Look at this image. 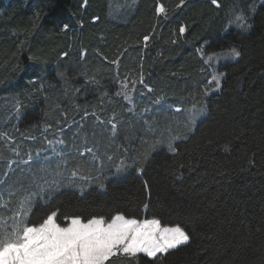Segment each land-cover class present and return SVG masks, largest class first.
<instances>
[{"label":"trees","instance_id":"16d2710c","mask_svg":"<svg viewBox=\"0 0 264 264\" xmlns=\"http://www.w3.org/2000/svg\"><path fill=\"white\" fill-rule=\"evenodd\" d=\"M252 1L0 0V219L46 190L45 175L77 188L76 170L92 188L45 191L30 224L57 209L62 226L73 215L157 218L184 227L189 244L112 264H264V3L250 12ZM238 10L247 29L231 24ZM233 48L240 56L219 64L220 90L206 95L197 50ZM134 77L180 111H132L118 90ZM199 106L205 116L188 128L185 112ZM50 143L129 153L128 174L110 180L81 159L59 176L38 167Z\"/></svg>","mask_w":264,"mask_h":264},{"label":"snow or ice","instance_id":"6c2138e0","mask_svg":"<svg viewBox=\"0 0 264 264\" xmlns=\"http://www.w3.org/2000/svg\"><path fill=\"white\" fill-rule=\"evenodd\" d=\"M212 3L217 4V0H212ZM158 11L163 13V6ZM236 20L241 26L247 23L243 15L237 16ZM68 27V24H63L64 29ZM144 39L147 41L149 38ZM230 54L233 57L240 56L235 48L231 49ZM213 79L219 89L218 78L214 76ZM140 83H143L142 77ZM169 149L176 151L171 142ZM122 168L123 162L117 171ZM140 171L143 172V169ZM54 185L55 181L50 187ZM30 204L31 198H25L20 211L16 213L19 218L10 229L3 227L0 221V264H112L113 259H134L140 253L156 260L170 250L189 244L192 239L189 232L179 224L162 226L157 218L130 219L120 213L109 219L103 215L91 218L80 215L64 217L68 222L62 226L58 217L63 214L57 209L52 210L38 224H30L24 219L31 215L28 207H25H30ZM147 207L145 204L144 208Z\"/></svg>","mask_w":264,"mask_h":264},{"label":"rangeland","instance_id":"374dc122","mask_svg":"<svg viewBox=\"0 0 264 264\" xmlns=\"http://www.w3.org/2000/svg\"><path fill=\"white\" fill-rule=\"evenodd\" d=\"M264 3V0H253L250 7L249 11L253 12L255 8L257 7L258 4ZM243 15L244 19L247 21V23L243 26H241L240 22L236 20L237 16ZM232 25H236L238 28L242 29H247L248 28V20L247 17L244 16L242 11H236L233 13V19H232ZM203 53V55H202ZM231 50L225 51V52H220V53H214V54H204L202 49L197 50V54L202 58V61L204 63V67L202 68V71L206 70L210 74V78L208 81V89L204 90L205 94L210 95L213 93H216L220 90V82L222 79V74L218 71V66L221 62L223 61H230L235 59L236 57H233L231 54ZM217 77L219 80V89L216 88V81L213 79V77ZM149 87L145 86L143 83H140V79L138 78H132L131 82L129 84L124 85L122 88L118 90V92L121 93V96L123 95L125 97V94L127 96L126 100L128 103L131 104L132 106V111H140L141 114H152V115H162L166 114L164 111L168 109H172L175 113L180 111V108L178 107H171L170 104H167L164 102V100L159 99V98H152L149 94L151 91H149ZM149 92V93H148ZM159 101V103H157ZM156 107V110L154 108ZM179 109V111H177ZM154 110V111H153ZM186 120H187V127L191 128L194 123L195 125L198 124L205 116V109L203 107H196L195 109L190 107L186 112ZM163 115V116H164ZM153 116V117H154ZM193 116H195V119H193ZM106 124V125H105ZM104 127L107 125H113V121H109L108 123L103 124ZM85 130L86 129V122L80 123L78 128H73L74 132L76 135H78L79 130ZM176 135L173 134V138H175ZM74 144V143H73ZM144 144H139V147H136L137 150H140V147L142 148ZM73 148V145H72ZM91 150V151H89ZM46 153H49L50 155L43 159V162L38 166L39 168H47V169H52V168H58V175L62 176L68 169L75 170L77 168H80V164L82 163L81 159L84 160H90V162L95 163L97 162V165L100 169H103V171H110L111 173L105 174L107 177L110 178V180H119L123 178L126 174H128V166H129V161H130V155L127 153V155H120L117 154L116 152H107L106 154H103L101 150H97L96 147L91 146L88 149H83L82 152L79 155L75 154H62L58 149L57 146L53 143H50L49 147L45 149ZM122 162H123V168L120 171H117L118 168L122 167ZM38 167H35L36 169ZM72 175V173H70ZM74 178L69 177L68 179L72 181L73 183L75 182V185L77 188L74 187H68V183H65V186H59V180L56 177L50 182V178L48 175L44 176V185L47 187L46 190L41 191H35L33 195H30L28 197L31 198V204L30 207L25 205V207H28V210L30 213H32V210L34 208V205L38 202L36 199L38 197L44 198V194L48 192V190H54L57 188V186L60 187L59 191H56L57 193L62 191V190H77L81 194H84L85 192L89 191L92 187L91 184H87L83 180H75V176H78V172L75 170L73 171ZM53 181H55V185L51 186ZM43 184V182H42ZM86 188V189H84ZM84 189V190H82ZM101 190H105V186L101 187ZM47 191V192H45ZM54 191L48 192L49 195L53 194ZM25 201V199L21 200L20 203L18 204V207L12 211L10 215H8L6 218L0 219V221L3 222V227L5 228H11L12 225L16 222V220L19 218L17 217L16 213L20 211V206L22 203ZM30 216H25L24 219L28 221V218ZM143 220V219H142ZM163 226V225H162ZM184 246V245H182ZM143 254V253H140ZM144 255V254H143Z\"/></svg>","mask_w":264,"mask_h":264}]
</instances>
